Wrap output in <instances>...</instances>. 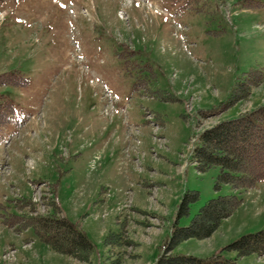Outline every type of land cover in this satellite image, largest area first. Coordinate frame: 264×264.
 I'll list each match as a JSON object with an SVG mask.
<instances>
[{
    "label": "rangeland",
    "instance_id": "1",
    "mask_svg": "<svg viewBox=\"0 0 264 264\" xmlns=\"http://www.w3.org/2000/svg\"><path fill=\"white\" fill-rule=\"evenodd\" d=\"M255 70L264 75V0H0V74L28 81L0 85L15 113L0 135V214L56 203L93 244L82 262L0 221V264H155L175 223L233 193L216 189L218 168L196 169L194 149L204 128L264 105V82L233 103ZM190 191L199 199L178 218ZM236 194L244 203L211 235L174 252L208 257L263 230L264 182Z\"/></svg>",
    "mask_w": 264,
    "mask_h": 264
},
{
    "label": "trees",
    "instance_id": "2",
    "mask_svg": "<svg viewBox=\"0 0 264 264\" xmlns=\"http://www.w3.org/2000/svg\"><path fill=\"white\" fill-rule=\"evenodd\" d=\"M255 79L244 90V94L234 98L233 103L246 99L254 87L264 82L260 70L253 71ZM258 73V74H257ZM13 73L0 74V85L26 86L28 81H17ZM1 99V96H0ZM232 103V104H233ZM228 106L225 107V109ZM13 107L9 102L0 101V135L10 123ZM205 117L217 115V112ZM236 145L238 152L231 149ZM194 163L199 172H207L218 168L215 187L220 190L223 185L231 187L230 195H219L211 199L195 216L188 227H180L175 223L171 238L163 244L162 253L155 264H239L236 258H227L225 250L235 251L239 257L251 254H264V229L256 233L246 234L230 243L223 249L208 257H196L174 252V248L188 238H205L230 217L244 203L237 192L243 193L256 188L264 181V105L240 116L223 120L216 125L205 128L200 136V144L194 149ZM178 209V218L190 213V204L199 199L197 191L185 194ZM50 214L35 217L15 216L1 213L2 221L9 227L19 225L17 230L31 228L36 237L62 254L69 255L82 262L90 261L93 244L82 230L77 228L66 216L60 215V207L53 203ZM21 224V225H20ZM120 234L107 238L108 243H119Z\"/></svg>",
    "mask_w": 264,
    "mask_h": 264
},
{
    "label": "crops",
    "instance_id": "3",
    "mask_svg": "<svg viewBox=\"0 0 264 264\" xmlns=\"http://www.w3.org/2000/svg\"><path fill=\"white\" fill-rule=\"evenodd\" d=\"M30 232V230H28ZM234 255L232 254L231 257H233Z\"/></svg>",
    "mask_w": 264,
    "mask_h": 264
}]
</instances>
